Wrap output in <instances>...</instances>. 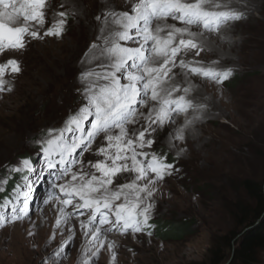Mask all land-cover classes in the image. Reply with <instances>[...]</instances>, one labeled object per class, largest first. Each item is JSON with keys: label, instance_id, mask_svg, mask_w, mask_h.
<instances>
[{"label": "snow or ice", "instance_id": "snow-or-ice-1", "mask_svg": "<svg viewBox=\"0 0 264 264\" xmlns=\"http://www.w3.org/2000/svg\"><path fill=\"white\" fill-rule=\"evenodd\" d=\"M209 4L220 8L215 0H138L130 11L111 13L112 23L119 30L98 37L102 45L90 46L99 49L92 59L101 61L97 68L102 70L80 74L82 106L61 128L49 129L41 140L40 151L52 176L44 203L55 199L61 205L52 239L55 230L63 231L72 217L79 219L87 213V219L79 223L84 242L80 264H96L106 244L110 264H115L116 244L108 241L109 234L135 235L151 227L158 185L175 170L165 153L153 149L154 133L175 124L180 114L202 109L194 97L190 98L195 91L194 78L222 84L231 75L230 70L206 68L196 59L210 35L242 18L238 11L212 10ZM0 5L12 8L0 12V54L22 51L30 40L62 36L68 22L67 12L61 11V19L41 33L47 23L48 0H22L19 7L14 0H0ZM169 19L177 23L168 24ZM189 55L192 59H186ZM9 68L19 73V62L12 59L0 65V91L5 90L2 77ZM177 68L184 77L182 82H176ZM141 108L148 110L142 113ZM191 123L186 120L174 138L184 139V129ZM101 137L104 146L96 155L103 159L85 165L84 153ZM86 167L91 170L86 171ZM32 171L29 158L7 169L9 176ZM121 174L129 175L127 182H117ZM2 179L8 182L7 177ZM23 179V185L14 186V191L19 189L15 196L0 198L5 201L0 207L11 211L8 223L31 219L28 197L32 185L27 175ZM28 234L34 235L31 231ZM71 242L56 249L54 256L62 258Z\"/></svg>", "mask_w": 264, "mask_h": 264}, {"label": "rangeland", "instance_id": "rangeland-1", "mask_svg": "<svg viewBox=\"0 0 264 264\" xmlns=\"http://www.w3.org/2000/svg\"><path fill=\"white\" fill-rule=\"evenodd\" d=\"M95 1L94 7L99 8L98 0ZM249 1L256 4L253 14L260 21L257 26L244 27L243 32L254 35L255 39L245 41L242 39L246 35L235 34L234 40H242L232 56L236 62L235 71L231 70V75L222 84L205 81L216 88L217 92L210 93L209 98L214 99L221 111L214 124L204 123V129L210 133L200 132L198 136L200 142L207 144L198 146L199 142L193 141L191 146H180L178 139L168 130L160 128L154 133L156 143L153 149L165 153L168 162L175 165V170L159 183L150 220L171 224L183 222L190 226L189 232L178 240L161 239L153 231L146 230L135 235L109 234L108 241L116 244L113 250L115 264H210L214 255L217 259H227L231 255L237 240V237L234 240L231 237L240 231V209L254 205L243 189V181L249 179L264 185V0ZM74 3L81 12L74 15L68 9L64 10L68 14V22L63 35L47 37L50 42L61 39L72 50V53H68L69 50L63 53L66 56L63 63L51 61L48 75V81H59L60 87L66 90L63 96L59 90L63 100L56 102L63 108L51 112L50 100L43 105L41 94L28 95L22 92L13 97L12 110L0 116V189H4L0 191V198L15 196L19 189L14 191V186L23 185L25 175L30 178L28 182L32 185L28 197L30 220L8 223L6 218L11 215V211L0 207V218H4L0 219V264H53L54 260H58V264H80L84 242L79 223L87 219V213L79 219L72 217L63 226V231L55 230V238L52 239L61 205L55 199L44 203L49 196L52 176L46 169L40 151L41 140L47 131L61 128L66 118L82 106L83 97L78 91L83 87L80 74L89 70L101 71L96 66L98 61L87 57L90 51L94 52L90 46L97 40L92 30H96L101 20L90 29V35H82L79 27L84 24L89 28L88 12L81 0H74ZM0 8L1 12L8 9L3 5ZM212 10L231 11L223 8ZM53 19L50 17L46 28L55 24ZM60 19L59 15L56 16L57 21ZM69 27H72L71 33L66 31ZM236 28L237 32L241 31V27ZM83 42L89 48L86 52H81ZM50 53L47 51V55ZM56 53L61 52L57 50ZM42 55L41 47L39 51H33L27 45L13 58L19 62V73L9 68L10 75L23 78L24 71L45 62ZM207 56L210 57V53ZM188 57L192 59L191 55ZM196 82L195 86L204 91L201 83ZM42 86L45 88L48 84L44 82ZM0 93L7 94V91ZM231 99L235 100V107H230ZM147 110L141 108L139 111L146 113ZM189 112L180 114L178 118L185 121L194 113ZM38 120L42 121L41 125L35 126ZM46 120L48 123H45ZM101 146H104L102 137L84 153L82 159L85 165L88 161L103 159L96 155ZM23 158L32 161L34 171L12 173L9 176L7 169L17 165ZM85 170L91 169L86 167ZM5 177L8 180L6 184L2 179ZM129 178L128 174H121L117 182L125 183ZM4 202V199H0V205ZM67 211L71 212L72 209L68 208ZM68 228L72 229L71 233ZM29 231L34 235H29ZM147 232H151V235H147ZM70 239L72 242L65 249L66 254L62 258L55 257V250ZM110 257L106 244L96 264H110ZM258 264H264V251L258 254Z\"/></svg>", "mask_w": 264, "mask_h": 264}, {"label": "bare ground", "instance_id": "bare-ground-1", "mask_svg": "<svg viewBox=\"0 0 264 264\" xmlns=\"http://www.w3.org/2000/svg\"><path fill=\"white\" fill-rule=\"evenodd\" d=\"M78 1V0H77ZM83 5L85 6L88 14H87V22L89 25V28L87 26L79 27V31L82 32V35L88 33L90 35L93 31V34L97 36L96 44L102 45L103 40L98 39V37L107 36L110 31L113 30H119L116 25L112 23V16L111 13H120L123 11H130L131 8L134 6L135 3L138 2V0H98V7L95 8V0H81ZM22 2V0H14L15 6L19 7V4ZM91 2V3H90ZM215 3H218L220 5V8H223L224 10H231V11H238L242 14V18L238 21L231 22L229 29L227 26L223 27L221 29V32L219 34H212L209 36L205 50L203 51L204 54H200L199 57L196 59L203 62V66L206 68H214L219 71H225V70H233L235 71L236 65L235 61L232 56L233 52L238 47L239 41L242 40L249 41L255 39L254 35L248 34L246 35L245 32H243V28L248 29L250 27L257 26L259 24V21L257 17L255 18L253 11L257 8L256 4L249 0H215ZM48 11H47V23L45 24L44 28H41L40 31L43 33L46 27L49 25L50 17L55 18L53 19V23H55L57 14L61 11H64L65 9H68L70 12H72L74 15H77L81 12L79 7L74 3V0H48ZM114 6V8L112 7ZM208 7L212 8V5L209 4ZM1 9V8H0ZM215 9V8H214ZM7 11H12V8L9 7ZM1 12V10H0ZM84 14V13H83ZM108 15V16H107ZM102 17L104 19L105 16L108 17L107 21H103L102 19L100 22L97 23V17ZM81 17V16H80ZM242 20V21H241ZM86 22V21H85ZM96 26V30L93 29L92 32L90 29L94 28L93 26ZM163 23V22H161ZM168 24H174L173 21H167ZM71 24V23H70ZM178 27L180 25L177 24ZM241 27V31L237 32L236 27ZM103 28V33L101 32V29ZM69 33H71L72 27L67 28ZM91 32V33H90ZM165 33H161V35H164ZM235 34H239L240 36H245L242 40L239 39L238 41L234 40ZM234 36V37H233ZM89 37V36H88ZM91 38V37H90ZM50 39L47 38V36L43 37L42 39L38 40H30L27 44L33 51H39L41 47V53L42 59L45 61L44 63H41L39 65L32 66L27 71H24L25 75L23 78L21 76H11L9 70L7 69L3 75V80L6 81L4 84V91H7V94H1L0 93V116L3 114L9 112L12 110V104L14 103L13 97L16 96L17 93L26 92L28 95H36L41 94L42 104L44 105V102L47 100H50V109L49 111L55 112L56 110L62 109V106H58L57 100H63V97L59 96V90L62 92L65 88L62 89L60 87L59 81H48V75H49V69L51 65V61H65L66 56H63V53L66 51L71 52L72 50L66 46V44L61 39H56L53 42L48 41ZM212 45V46H211ZM82 49V50H81ZM81 52H86L87 46L86 43L81 44ZM89 49V48H88ZM87 49V50H88ZM93 49V48H92ZM57 50H59L61 53L57 54ZM74 50V49H73ZM93 51H90L88 53V58H92L94 55L98 54L99 49H93ZM47 51H51L50 55H47ZM88 52V51H87ZM36 53V52H35ZM67 53V55H68ZM202 53V52H201ZM207 53H210V57L207 56ZM18 51H6L0 54V65L5 64L7 61L17 57ZM209 55V54H208ZM69 57V56H67ZM186 59H191L190 57ZM98 61V60H97ZM98 63H101V61H98ZM96 63V66L97 64ZM82 65V64H81ZM102 70V69H101ZM83 71V70H81ZM176 75V82H182L184 77L181 74V71L178 69L174 70ZM196 81H198V84L201 83V86L204 87V91H201L199 87L195 86ZM197 78L193 79V85L195 88V91L192 93V96L190 98L195 99V102L202 105V109L200 111L194 112L190 114V117H187L186 120H192V123L189 124L184 129V139L178 141L180 142V146H191L193 141H198V146L205 145L207 143H202L198 140V136L200 135V132L202 133H210V131L205 130L203 125L204 123H210L214 124L216 122L215 118L218 114H221V111L216 107L214 99L212 97L209 98V94L213 93L215 94L217 92L216 88L213 87V85L209 84V82L202 81ZM44 82L48 84V87L43 88L42 84L44 85ZM12 86V88H11ZM50 86V87H49ZM11 88V91H8V88ZM66 91V90H65ZM214 97V95H212ZM49 98V99H48ZM61 98V99H58ZM233 98V97H232ZM233 102H235L234 99H231L229 101L230 107H235ZM151 104V102H149ZM188 112L187 114H189ZM27 119V118H26ZM36 120V119H35ZM23 121V120H22ZM185 121H182L178 116L176 117L175 124L169 126L165 125L162 129L168 130L170 134L174 137L175 133L185 125ZM40 120L35 122V126L41 125ZM45 123H48L46 120ZM31 125V124H30ZM202 137V136H201ZM211 139H215L214 137H211Z\"/></svg>", "mask_w": 264, "mask_h": 264}, {"label": "trees", "instance_id": "trees-1", "mask_svg": "<svg viewBox=\"0 0 264 264\" xmlns=\"http://www.w3.org/2000/svg\"><path fill=\"white\" fill-rule=\"evenodd\" d=\"M243 189L254 202L253 207L240 209V231L232 235L235 241L231 255L227 259H217L214 255L210 264H258V254L264 251V185L252 180L243 181ZM150 228L161 239L178 240L189 232L190 226L180 222L176 224L149 220Z\"/></svg>", "mask_w": 264, "mask_h": 264}]
</instances>
